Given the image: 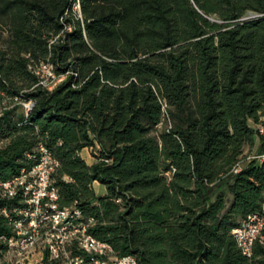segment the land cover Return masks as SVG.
Here are the masks:
<instances>
[{"label":"trees","instance_id":"16d2710c","mask_svg":"<svg viewBox=\"0 0 264 264\" xmlns=\"http://www.w3.org/2000/svg\"><path fill=\"white\" fill-rule=\"evenodd\" d=\"M74 1L0 0V101H20L0 111V179L37 165L44 145L60 207L76 205L116 255L264 264V246L247 257L233 234L264 201V162L231 172L257 137L264 153V0H80L82 19ZM43 60L66 75L53 91L29 69ZM25 206L0 199V236H16L2 209L19 219ZM44 264L63 262L46 251Z\"/></svg>","mask_w":264,"mask_h":264},{"label":"built area","instance_id":"2783aa9c","mask_svg":"<svg viewBox=\"0 0 264 264\" xmlns=\"http://www.w3.org/2000/svg\"><path fill=\"white\" fill-rule=\"evenodd\" d=\"M72 13L82 19L80 0L74 1ZM68 30H72V27L69 26ZM29 69L38 79L37 86L49 91L57 88L66 76L58 75L50 60L31 63ZM23 105L28 114L34 106V101L24 102ZM255 128L259 135L264 134V115L259 123L255 124ZM38 150L40 162L37 165L13 179H0V199H13L21 194L26 204L25 207L15 210L21 215L19 219H13L8 208L2 209V213L13 222L16 236L8 239L0 236V242H7L9 250L22 249L27 252L36 247L40 236L44 238L42 259L48 251L50 259L62 261L64 264H141L135 255L118 256L110 243L89 234V224L79 222L83 214L76 205L60 207L55 178L59 162L44 145H40ZM247 159L248 162L256 160L262 163L264 153L242 157L231 172H241ZM233 234L240 250L247 257L253 255L256 245L264 246V201L260 209L249 213L240 225L233 229ZM73 241L78 242L85 256H88V261L85 256L71 254L68 245Z\"/></svg>","mask_w":264,"mask_h":264},{"label":"rangeland","instance_id":"374dc122","mask_svg":"<svg viewBox=\"0 0 264 264\" xmlns=\"http://www.w3.org/2000/svg\"><path fill=\"white\" fill-rule=\"evenodd\" d=\"M7 36H8V31L6 27L0 23V52L3 48L5 40L7 39ZM18 103H20V101H15V100L12 101L9 98H5L3 101H0V111H2L5 107L16 106ZM20 111H23V108H21ZM251 125H253L252 122H251ZM259 146H260V140L257 137L254 145H248L246 147L243 157L247 158L249 155L258 154ZM83 157L89 163L95 161L94 152L91 149H86L83 153ZM248 161L249 160L247 159L243 164L246 165ZM228 181H230V179H225V183L222 186V189H224L225 191H228V183H229ZM96 190L98 193L105 192V188L99 183H96ZM228 198L229 200L231 199V195H229V193H228ZM43 241H44V238L39 236L37 239L36 247L32 248L31 250L27 252L22 249L18 251L8 250L7 252H5L3 255L0 256V264H44V259H42V254H41V248L43 245Z\"/></svg>","mask_w":264,"mask_h":264},{"label":"crops","instance_id":"0c3cea01","mask_svg":"<svg viewBox=\"0 0 264 264\" xmlns=\"http://www.w3.org/2000/svg\"><path fill=\"white\" fill-rule=\"evenodd\" d=\"M85 150H86V149H84V150L82 151V156H83V153H84ZM88 163H89V162H88ZM91 163H93V162H91ZM91 163H90V164H91ZM96 183H98V182H95V183H94L95 188H96ZM99 184H100V183H99Z\"/></svg>","mask_w":264,"mask_h":264}]
</instances>
